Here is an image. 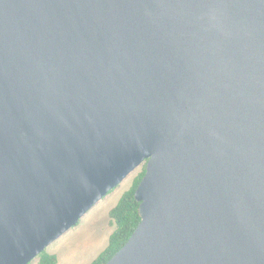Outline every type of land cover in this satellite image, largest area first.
Segmentation results:
<instances>
[{
  "label": "water",
  "instance_id": "95a60500",
  "mask_svg": "<svg viewBox=\"0 0 264 264\" xmlns=\"http://www.w3.org/2000/svg\"><path fill=\"white\" fill-rule=\"evenodd\" d=\"M143 162L104 264H264V0H0V264Z\"/></svg>",
  "mask_w": 264,
  "mask_h": 264
},
{
  "label": "rangeland",
  "instance_id": "374dc122",
  "mask_svg": "<svg viewBox=\"0 0 264 264\" xmlns=\"http://www.w3.org/2000/svg\"><path fill=\"white\" fill-rule=\"evenodd\" d=\"M144 167L145 162L93 205L76 225L47 246V252L57 254V264H89L107 246L115 227L110 224L109 211L134 184ZM31 264H38V258L33 259Z\"/></svg>",
  "mask_w": 264,
  "mask_h": 264
},
{
  "label": "trees",
  "instance_id": "16d2710c",
  "mask_svg": "<svg viewBox=\"0 0 264 264\" xmlns=\"http://www.w3.org/2000/svg\"><path fill=\"white\" fill-rule=\"evenodd\" d=\"M145 171L146 163L144 169L139 174L134 184L122 194L118 203L110 209V224L111 226H115V228L109 236L107 246L89 264H104L107 260H109L114 253L126 243L140 222V201H138L135 197V190L145 174ZM37 258L38 264L58 263L57 254L49 253L46 250L41 252ZM31 262L28 264H31Z\"/></svg>",
  "mask_w": 264,
  "mask_h": 264
},
{
  "label": "crops",
  "instance_id": "0c3cea01",
  "mask_svg": "<svg viewBox=\"0 0 264 264\" xmlns=\"http://www.w3.org/2000/svg\"><path fill=\"white\" fill-rule=\"evenodd\" d=\"M114 228H115V227H114ZM113 230H114V229H113ZM112 232H113V231H112ZM112 232H111V233H112ZM111 233H110V234H111ZM109 236H110V235H109ZM101 251H102V250H101ZM101 251H100V252H101ZM100 252H99V253H100ZM99 253H98V254H99ZM98 254H97V255H98ZM94 258H95V257H94ZM91 262H92V261H91ZM91 262H90V263H91Z\"/></svg>",
  "mask_w": 264,
  "mask_h": 264
}]
</instances>
